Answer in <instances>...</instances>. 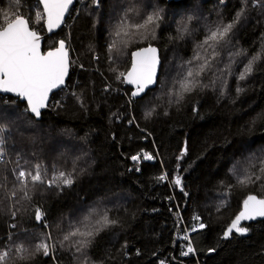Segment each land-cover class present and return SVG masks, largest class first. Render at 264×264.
I'll use <instances>...</instances> for the list:
<instances>
[{
	"label": "trees",
	"instance_id": "obj_1",
	"mask_svg": "<svg viewBox=\"0 0 264 264\" xmlns=\"http://www.w3.org/2000/svg\"><path fill=\"white\" fill-rule=\"evenodd\" d=\"M240 6V0H100L97 7L84 0L74 4L62 29L44 37V52L67 43L70 75L40 119L25 112L26 103L0 95V125L10 130L0 162V248L22 243L31 251L49 232L57 242L104 210L118 223L82 252L71 242L56 243L54 258L36 253L20 261L13 251L7 264H264V217L241 221L246 235H223L249 195L264 199V179L238 182L264 156V59L247 79H238L252 56L264 55V0L256 7L249 0L246 17L216 47L214 59L211 48L200 46L209 29L231 22ZM4 11L19 13L46 35L44 21L36 22L43 12L37 0H0V23ZM156 12V24L128 38L126 47L115 36L122 20L143 23ZM185 23L189 31L181 33ZM114 40L117 48L109 52ZM149 45L160 51L157 85L143 99L131 98L132 88L116 76L128 71L135 50ZM240 50L246 55H236ZM197 53L201 61L193 59ZM204 58L211 67L176 103L169 90ZM145 153L154 161L143 159ZM18 158L25 168L42 164L49 177L71 172L75 182L63 190L39 187L31 200L16 203L9 193L18 187L12 171ZM177 176L183 191L174 183ZM37 207L48 228L36 221ZM187 231L196 256H183L190 247L182 238Z\"/></svg>",
	"mask_w": 264,
	"mask_h": 264
},
{
	"label": "snow or ice",
	"instance_id": "obj_2",
	"mask_svg": "<svg viewBox=\"0 0 264 264\" xmlns=\"http://www.w3.org/2000/svg\"><path fill=\"white\" fill-rule=\"evenodd\" d=\"M91 2L93 5L99 7L100 0H91ZM220 2L224 3L225 0H220ZM240 2L241 6L236 11L233 20L228 23L217 24L214 29H209L207 36L200 45L201 47H205V50L207 48L212 49L213 59L218 55L216 47L221 42L227 43L229 34L241 19L246 17L249 0H240ZM13 3L18 5L19 0H13ZM39 3L43 5V12L36 14V22L43 20L47 30L52 32L64 22L65 14L68 12L73 0H39ZM251 4L253 7H256L260 4V0H251ZM159 19V12H156L148 15L143 23L129 24L126 19L122 20L116 26L115 36L122 38V43L126 47L129 42L128 38L141 33V30L147 32L149 26L155 25ZM191 19L192 17L188 18L189 22ZM188 31L187 23H185L180 32L186 33ZM262 37H264V34H262ZM40 40V35L29 26L27 18L19 13L9 14L8 11L3 12L2 23H0V91L15 93L18 97L26 100L27 108L25 112H30L37 119L41 116V109L48 106L49 93L54 89L61 88L65 84V78L68 75L70 66L68 50L64 40H60L58 47L46 53L41 52ZM116 48L117 43L114 40L109 45V52H112ZM262 48H264V45H262ZM236 55H246V53L244 50H240ZM193 59L201 61L200 54L197 53ZM262 59H264V55L262 54L252 56L244 66L238 79L243 81L252 75L255 71V66ZM187 63L191 65L193 61H188ZM159 64L160 60L157 55V49L149 45L147 48H141L132 53L130 69L126 73L119 72L116 79L120 80L123 78V83L135 86V90L131 92V98L139 97L143 99V95L147 94L146 90H149V86L157 83V68ZM210 67L211 61L207 58H204L203 62L199 63L195 68L189 67L186 74L177 80L173 88L169 90V97L174 96L176 103L182 101L186 94L191 93L199 86V81L196 78L201 76ZM112 71L116 70L112 69ZM242 90L241 88L237 89L238 92ZM131 98L129 99L130 104L134 102ZM169 102L172 101L170 100ZM151 115V110L145 113L146 118ZM9 132L10 130L6 126L0 125V162H3L6 154L4 147L6 142L5 134ZM183 155L184 153L181 154V157ZM139 158V156L132 157L134 161ZM143 159L152 160L153 156L145 153ZM258 164L259 167L256 171L245 174L243 179L238 178V182L244 185L264 179V156L259 158ZM252 167L255 168L256 165L253 164ZM12 171L18 187L14 186L10 191L9 199L15 200L16 203H19L20 200H31L30 192L39 187L46 186L48 189L63 190L65 187L70 188L75 182V178L71 172L53 171V174L49 177V170L42 164L36 163L31 168H25L19 164V158L17 160V167ZM166 178L167 174L159 177L161 180ZM174 183L177 186H181V191H183L182 181L179 176L175 178ZM0 187H3V185H0ZM18 193L21 195L19 199H16ZM185 195H187L186 192ZM92 211L95 212V209ZM12 215L15 216L16 213L13 211ZM257 217H264V199H259L255 195H249L243 201V210L235 216L224 232V238L231 237L234 232L239 235H246L249 228L242 226L241 221L253 220ZM35 219L38 222H42L45 228L49 227L46 213L39 207L35 210ZM195 219H199V217H195ZM89 221L90 217H85L84 221H81L82 227H74L63 235L62 240L57 242H53L50 232L44 234V237L31 251L22 243L0 248V264H7L10 253L13 251L16 253L14 258L20 261L30 260L36 253H42L44 256H53L54 258L56 243H59L63 247L65 242H71L72 246L76 247L77 252H82L102 230L118 223L117 220L109 218L107 210H104L103 214L99 215L94 222ZM11 227H15V225H11ZM199 227L203 229L205 225L200 224ZM8 239L11 241V233ZM189 252H192V248H189L188 252L183 253V255H188Z\"/></svg>",
	"mask_w": 264,
	"mask_h": 264
},
{
	"label": "water",
	"instance_id": "obj_3",
	"mask_svg": "<svg viewBox=\"0 0 264 264\" xmlns=\"http://www.w3.org/2000/svg\"><path fill=\"white\" fill-rule=\"evenodd\" d=\"M37 1L39 2V0H37ZM167 1H168V2H171V1H176V2H178V1H181V0H167ZM75 2H76V0H73L72 5L69 6L68 12L65 14V17H64V22L61 24V26H60L59 28H56V29H54L52 32H49V31L47 30L46 24L44 23V27H45V30H46V35H41V34L38 33V35H40V37H41L40 44H41V52H42V53H46L47 51L52 50V49L55 48V47H54V48L49 49V50H47V51L44 52V51H43L44 37H45V36L50 37L51 35L55 34V33L58 32L60 29L63 28V26H64V24H65V21H66V19H67V17H68V14H69L70 10L72 9V7H73V5H74ZM40 5H41L42 10H43V5H42V4H40ZM29 26H30V25H29ZM65 46H66V48H67V50H68L69 61H70V66H69V69H68V75H67V77L65 78V84H64L61 88L54 89L52 92L49 93V98H48V101H47L48 106H47L46 108L41 109V115H42V112L48 110V108H49V104H50V100H51L53 94H54L55 92H57V91L63 89V88L66 86V82H67V80H68V78H69V75H70V69H71V59H70L69 48H68V45H67L66 42H65ZM56 47H58V44H57ZM147 47H149V46H147ZM147 47H143V48H147ZM152 47H154V48L157 49V55H158L159 60H160V64H159V66H158V68H157V79H158V76H159V70H160V65H161L160 51H159L158 47H156V46H152ZM140 49H141V48H140ZM137 50H139V49H137ZM137 50H135V51H137ZM135 51H134V52H135ZM131 63H132V54H131ZM130 67H131V64H130ZM129 69H130V68H129ZM129 69H128V70H129ZM125 84L128 85L130 88H132V91L135 90V86H134V85H130V84H127V83H125ZM156 85H157V83H156V84H153V85H150V86H149V90L155 88ZM147 91H148V90H146V92H147ZM0 95H1V96H12V97H15V98L19 99L20 102H24V103H26V105H27V101L24 100L23 98L18 97L15 93H4V92L0 91ZM142 95H143V94H142ZM136 98H139V97H136ZM29 113H30V112H29ZM30 114H31V113H30ZM31 115H32V114H31ZM32 116H33V115H32ZM33 117H34V116H33ZM40 118H41V116H40L38 119H40ZM36 119H37V118H36Z\"/></svg>",
	"mask_w": 264,
	"mask_h": 264
},
{
	"label": "built area",
	"instance_id": "obj_4",
	"mask_svg": "<svg viewBox=\"0 0 264 264\" xmlns=\"http://www.w3.org/2000/svg\"><path fill=\"white\" fill-rule=\"evenodd\" d=\"M77 1H78V2H77ZM77 1H76L77 8L80 7L81 4L84 3V0H77ZM74 8H75V7H74ZM53 105H54V109H57V107L59 106V100H58V99L54 100V101H53ZM150 155H151V154H150ZM133 161H134V160H133ZM136 161H139V159L136 160ZM148 161L153 162L154 159H152V160H148ZM198 228H199V227L197 226L196 229H198ZM185 237H187V239H185ZM182 238H183V240H187V241L190 243V247H189V248H192V252H189L188 255H183V256H184V257H188V256H190V255H194V256H196L197 253H196V251H195V249H194V247H193V245H192V243H191L190 232L187 231V232L185 233V235L182 236ZM187 252H188V250H187Z\"/></svg>",
	"mask_w": 264,
	"mask_h": 264
},
{
	"label": "clouds",
	"instance_id": "obj_5",
	"mask_svg": "<svg viewBox=\"0 0 264 264\" xmlns=\"http://www.w3.org/2000/svg\"><path fill=\"white\" fill-rule=\"evenodd\" d=\"M77 1V0H76ZM74 4H76V2L74 3ZM74 6V5H73ZM73 8V7H72ZM71 11V10H70ZM70 13V12H69ZM69 15V14H68Z\"/></svg>",
	"mask_w": 264,
	"mask_h": 264
}]
</instances>
